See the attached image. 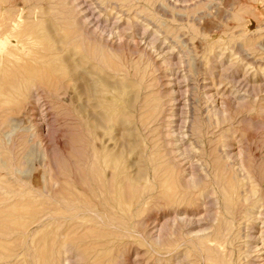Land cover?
Segmentation results:
<instances>
[{"label": "rangeland", "instance_id": "obj_1", "mask_svg": "<svg viewBox=\"0 0 264 264\" xmlns=\"http://www.w3.org/2000/svg\"><path fill=\"white\" fill-rule=\"evenodd\" d=\"M4 66L0 264H264V0H0Z\"/></svg>", "mask_w": 264, "mask_h": 264}, {"label": "bare ground", "instance_id": "obj_2", "mask_svg": "<svg viewBox=\"0 0 264 264\" xmlns=\"http://www.w3.org/2000/svg\"><path fill=\"white\" fill-rule=\"evenodd\" d=\"M10 22V21H9ZM20 24V23H19ZM11 26H12V24H11ZM19 26V25H18ZM17 27V26H16ZM18 28V27H17ZM247 47V46H246ZM30 52V51H29ZM9 57V56H8ZM7 61V60H6ZM10 64H11V62H8L6 65L7 66H9V67H11L10 66ZM5 67L4 66V70L2 71V74L0 75V78L2 79V82L4 81V80H6V83H7V85L9 84V82H10V77H9V75H11L12 74V72L13 71H11V68H10V70L8 69V67ZM24 66L23 65H18L17 66V69L19 70V72L20 73H24ZM28 71V70H27ZM7 75H8V77H7ZM34 75V74H33ZM30 76V75H29ZM36 79V78H35ZM239 81V80H238ZM40 82V81H39ZM33 84V83H32ZM10 85H12L11 83H10ZM25 86V83H23V84H21L18 88H19V90L22 88V87H24ZM32 86V85H31ZM45 86V85H44ZM50 86V85H49ZM52 86V85H51ZM29 87V86H28ZM55 87V86H54ZM254 87H255V85H254ZM11 88H12V86H11ZM203 88V87H202ZM257 89V88H256ZM260 89H261V87H260ZM264 89V88H263ZM32 90V89H31ZM10 91V88L9 87H6V86H4V87H0V94H6L7 93V95H8V92ZM21 93H22V91H21ZM179 93V92H178ZM204 93V92H203ZM211 99V98H210ZM15 107V106H14ZM214 111H215V109H214ZM218 112V113H217ZM150 113V112H149ZM216 113L217 114H214L215 116L216 115H218L219 116V111L217 110L216 111ZM39 114V113H38ZM146 114V113H145ZM221 114V113H220ZM227 115V114H226ZM194 118V117H193ZM219 118V117H218ZM226 118V117H225ZM228 118V117H227ZM226 118V119H227ZM210 119V118H209ZM224 120V119H223ZM144 121V120H143ZM209 121V120H208ZM220 121V120H219ZM210 122V121H209ZM207 123V122H206ZM29 127V126H28ZM29 130V129H28ZM9 132V131H8ZM34 136V135H33ZM31 138V137H30ZM37 138V137H36ZM221 140V139H220ZM1 141V140H0ZM3 141V140H2ZM32 141V140H31ZM1 143V142H0ZM39 144V143H38ZM2 145V144H1ZM225 145V144H224ZM31 147H33V146H31ZM37 151V150H36ZM35 152V151H34ZM38 152V151H37ZM1 154V153H0ZM228 156V155H227ZM229 156H231V155H229ZM228 156V157H229ZM100 158H102L103 160H104V158L103 157H100ZM115 159V158H114ZM3 160V159H2ZM98 160V159H97ZM103 160H100L99 159V162H103V164H104V161ZM218 160V159H217ZM229 160V159H228ZM101 164V163H100ZM112 164H113V162H112ZM215 165V164H214ZM104 166H106V164H104ZM164 166V165H163ZM223 166V165H222ZM222 166H221V168H222ZM100 167H102L101 165H100ZM214 167V166H213ZM18 169V168H17ZM108 169H109V166H108ZM15 170V169H14ZM218 170V169H217ZM220 170V169H219ZM16 171V170H15ZM17 172V171H16ZM110 176V175H109ZM223 176V175H222ZM237 176V175H236ZM230 177V176H229ZM226 178V177H225ZM193 180V179H192ZM186 181V180H185ZM217 182H219V184H220V182H222L221 180H218ZM194 183V182H193ZM109 187H110V185H109ZM135 187V186H134ZM253 189V188H252ZM258 189V188H257ZM110 190V189H109ZM253 192H255V190L253 191ZM180 193V192H179ZM263 193V192H262ZM178 195V194H177ZM234 195V194H233ZM239 195V194H238ZM247 196V195H246ZM249 197V196H248ZM262 197H263V194H262ZM144 197H142V199H143ZM246 198V197H245ZM227 199V198H226ZM234 200H235V198H234ZM225 201V200H224ZM244 201V200H243ZM246 201V200H245ZM263 201V200H262ZM261 201V202H262ZM117 202V201H116ZM164 202H165V200H164ZM108 203V202H107ZM139 203V202H138ZM218 203H219V200H218ZM232 203V202H231ZM243 203V202H242ZM239 204V203H238ZM138 205V204H137ZM173 205V204H172ZM182 205V204H181ZM227 205V204H226ZM254 205H255V203H254ZM247 206V205H246ZM256 206V205H255ZM137 207V206H136ZM230 208H231V206H230ZM243 208V207H242ZM254 208H256V207H254ZM261 208V207H260ZM176 211V210H175ZM246 212V211H245ZM175 213V212H174ZM223 214V213H222ZM183 215H185V214H183ZM246 215V214H245ZM260 215V214H259ZM79 216V215H78ZM91 216H92V214H91ZM174 216V215H173ZM81 217V216H80ZM96 217H97V215H96ZM105 217V216H104ZM184 217V216H183ZM183 217L181 218V219H179L178 217V219L177 220H183ZM94 218H95V215H94ZM98 218V217H97ZM174 218V217H173ZM60 219V218H59ZM175 219H176V217H175ZM184 219H185V217H184ZM187 219V218H186ZM227 219H229V218H227ZM241 219H243V218H241ZM100 221V220H99ZM178 221V222H179ZM180 221V222H181ZM184 221V220H183ZM189 221V220H188ZM188 221L186 220V222L188 223ZM256 221V220H255ZM102 222V221H101ZM112 222V221H111ZM174 222V221H173ZM179 222V223H180ZM192 222H193V220H192ZM186 223V224H187ZM185 223H184V225H186ZM228 225V224H227ZM243 225V224H242ZM190 226V225H189ZM85 229H87V228H85ZM159 230V229H158ZM252 230V229H251ZM27 231V230H26ZM263 231V230H262ZM248 234V233H247ZM81 235V234H80ZM80 235H79V237H80ZM231 235V234H230ZM251 235V234H250ZM249 236V235H248ZM64 236H62V238H63ZM247 237V236H246ZM245 237V238H246ZM61 238V237H60ZM251 238V237H250ZM249 239V238H248ZM51 241V240H50ZM255 241V240H254ZM57 244H58V241L55 239V243H54V245L51 247V249L53 250V252L49 255V254H47V253H45V254H43V252L46 250V249H40L39 251H38V253L40 252V254L38 255V256H40L41 257V262H40V264H56V261H55V251L58 249V246H57ZM89 244H95L94 243V241H91V242H89ZM52 245V244H51ZM95 246V245H94ZM83 248V247H82ZM88 248V247H87ZM76 249H78V248H76ZM80 250V249H79ZM89 255V254H88ZM81 256V255H80ZM74 257V256H73ZM182 257V256H181ZM66 258V257H65ZM75 258V257H74ZM76 259H77V257H76ZM65 261V263H66V259L64 260ZM72 261V260H71ZM77 261V260H76ZM68 262V261H67ZM84 262V261H83ZM67 264V263H66Z\"/></svg>", "mask_w": 264, "mask_h": 264}]
</instances>
